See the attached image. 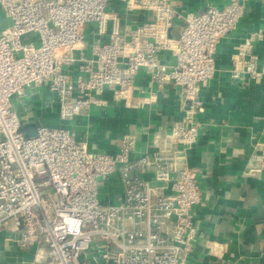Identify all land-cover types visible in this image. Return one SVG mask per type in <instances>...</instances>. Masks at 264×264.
I'll use <instances>...</instances> for the list:
<instances>
[{"label": "built area", "instance_id": "built-area-1", "mask_svg": "<svg viewBox=\"0 0 264 264\" xmlns=\"http://www.w3.org/2000/svg\"><path fill=\"white\" fill-rule=\"evenodd\" d=\"M110 1L0 0L9 20L0 28V231L19 250L34 248L24 264H186L200 234L194 206L201 193L186 150L198 139L196 116L205 110L199 91L216 72V45L236 27L245 0L186 15L175 38L169 30L180 14L168 0H117L150 19L126 33L113 29L75 59L70 74L64 66L73 62L84 26L103 29ZM163 50L172 64L160 61ZM256 59L250 44L238 45L232 76L259 82L264 64ZM140 69L158 86H179L185 108L168 130L153 134L150 150L133 157L131 134L106 153L86 150L61 126L20 132L14 106L25 88L47 89L60 118L71 119L104 87L129 98ZM263 166L264 159L248 171Z\"/></svg>", "mask_w": 264, "mask_h": 264}, {"label": "crops", "instance_id": "crops-1", "mask_svg": "<svg viewBox=\"0 0 264 264\" xmlns=\"http://www.w3.org/2000/svg\"><path fill=\"white\" fill-rule=\"evenodd\" d=\"M229 0H168L179 17L169 30L175 38L188 14H198L209 5L221 7ZM104 28L90 22L84 26L81 42L70 54L71 65L64 68L76 73L75 59L89 54L91 47L108 39L117 28L126 33L150 19L142 9H127L113 0L106 6ZM9 20L0 9V28ZM240 44H250L258 67L264 64V0H245V9L236 27L219 40L214 60L216 72L203 84L199 95L205 110L197 114L201 128L197 142L186 150L188 166L196 169L202 204L194 206L200 234L193 243L186 264H264V77L254 82L247 74L232 76V56ZM164 65L174 57L168 50L159 53ZM111 88L93 92L90 108L71 119H62L57 99L44 87H27L16 97L14 109L26 133L30 124L61 126L73 132L76 142L91 152L118 150L123 134L136 141L133 157L150 150L157 131L168 130L183 116L184 102L179 86H158L140 69L131 96L120 99ZM119 187V186H117ZM109 200L115 199L111 192ZM115 201V200H114ZM0 231V264H24L34 248L19 250Z\"/></svg>", "mask_w": 264, "mask_h": 264}, {"label": "water", "instance_id": "water-1", "mask_svg": "<svg viewBox=\"0 0 264 264\" xmlns=\"http://www.w3.org/2000/svg\"><path fill=\"white\" fill-rule=\"evenodd\" d=\"M38 126H40V124H38V123L30 124V126H28V128H30V131L28 133H26V130H25L26 127L25 126H21L19 130L23 134V136L29 137V136H32L36 133V129Z\"/></svg>", "mask_w": 264, "mask_h": 264}]
</instances>
